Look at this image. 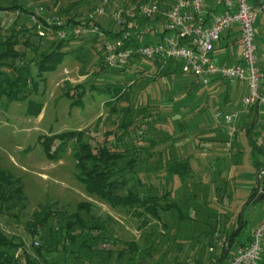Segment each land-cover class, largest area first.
Instances as JSON below:
<instances>
[{"label":"rangeland","instance_id":"rangeland-1","mask_svg":"<svg viewBox=\"0 0 264 264\" xmlns=\"http://www.w3.org/2000/svg\"><path fill=\"white\" fill-rule=\"evenodd\" d=\"M21 1L24 5L42 4L46 7L48 5L47 8L52 14L55 11L54 2L57 0ZM102 1L64 0L63 4L68 5L64 8L68 9L71 15L80 13L79 15L86 16L89 12V15L93 14ZM174 1L109 0V8L111 12L114 8H129L140 3L150 2L160 4L161 8L166 9ZM0 2L9 6L12 0H0ZM91 6H94V9H91ZM99 19L107 27L110 26L108 28H115L111 19ZM259 27H261L260 30H264V12L260 14L256 24L257 58L258 62L260 60L264 64V32H260ZM78 42L73 43L72 50L78 49ZM96 48V51L89 50V47L82 50L80 58L73 54L68 55L55 72L45 75V80L40 81L38 93L30 97L34 102L43 105L42 113L38 117H34L29 113V101L9 103L5 97H0V169L20 179L24 185L26 195L24 203L0 205V228L2 231L8 237L24 242L27 250L33 256H36L35 247H40L46 259L59 261L65 259L67 254L65 252L64 255L61 246L64 230L69 222L81 218L89 226L93 224L104 225V228H106L105 233L108 237L112 236L116 240L115 247L117 248L124 247L123 243L125 242L126 244L136 242L142 249L147 245L146 238L149 244L158 241L159 251H165V256L157 252L153 253L152 257H143L138 253L141 258L139 264H156L162 260L163 264H187L189 262L197 264L196 260L204 259V255L209 249L207 243L203 244L202 241L199 246L195 241V238L205 228L203 223L210 220L206 219L208 218V212L204 214L202 211H205L206 208L210 209L212 206L218 208L216 204L218 198L225 205L220 206L221 209L210 212L211 217L218 213L222 216L220 230L214 238L219 237L220 242L224 243L221 236L226 225L229 226V223L235 221L233 220L234 212V216H241L245 221L239 240L248 239L259 220L264 219V202L245 206L252 188L250 184H254L255 179L248 171L247 160L251 158L252 147L247 135H245L246 138L243 137L245 138L243 143H246L242 145L245 149L241 152L243 164L239 166L240 169L238 170L240 171L239 181H230L228 184H223V181L219 178L218 182L215 181L213 184L215 189H196L194 184L196 182L194 181L196 178L195 171L192 175L190 173L191 176L189 175L186 180L168 179L167 186L164 185L163 181V187L172 190L173 195L170 199L180 204L185 203L184 205L187 206V210L191 214L189 216H193L192 222H174L173 220L169 230L164 228L162 222L153 219L151 216L140 218L124 208H112L96 196L89 195L83 184L77 179L76 162L73 156L74 142L69 144V147L61 154L58 161H50L46 158L39 143L40 137L67 131H79L87 127L94 128L98 119H105L109 116L110 108L106 103L110 100V97L106 95L96 92L88 94L84 98V107L73 109L70 107V101L65 98V93L70 88L72 89L84 82H88L89 86L92 84L101 86V84L110 82L109 79L105 78L106 76L95 77L100 66V55L103 53L99 45ZM33 57L34 53L29 49L27 60ZM145 66L151 67V64ZM143 75L145 78L147 77L146 80L142 79L141 83L138 82L128 100L124 98L123 104L119 107V113L111 116V124L107 126L102 124V130L104 131L106 129H116L115 124L126 122L128 118L138 120L139 129L132 126L130 134L128 133L123 137V143L129 150L134 147V144L139 146L137 150H141L138 168L136 169L138 173L128 175L131 178V184H134L140 176L146 179L144 175L147 174V171L161 169L172 158L176 159L180 156L185 158L186 152L193 159L198 158L196 152L199 150H204V153L207 154L213 151L225 152L224 149L227 150L224 141L226 138L212 137V139L209 133L204 131V129L208 130L211 127L204 119L200 120L202 117L200 115L201 111H198L203 106L197 98L203 85L195 81L194 77L181 74L178 68L169 74L166 69L152 66ZM128 108H130L129 111H127ZM240 136L242 137V135ZM251 137L254 140L253 135ZM97 140L102 142L104 136H98ZM148 140H152L155 145L152 146L148 143ZM110 141L114 142L115 140L111 138ZM228 153L226 151L223 154L225 158H227ZM202 158L200 155V159ZM212 164L213 161H210L209 155L203 164H199V169L201 168L208 175L213 170ZM150 168L152 169L150 170ZM184 181H186V185H184ZM150 182L156 184L159 183V180L153 178ZM234 183H237L236 188ZM218 187H221L222 190L220 191V197L216 198ZM158 188L161 190V187ZM142 190L144 191L145 188ZM164 192L162 191V193ZM192 193H198V195H194L196 197L193 199ZM81 205H90L91 209L80 207ZM41 208L52 212L53 216L48 226L39 228L37 235L33 236L28 231L27 225L33 222V213L36 211L41 212L43 210ZM230 208H232V212H229ZM197 210L204 215L198 217ZM231 220L232 222H230ZM145 222L147 223L146 226H144ZM235 222L233 223L234 227ZM170 231L174 234L171 239L172 242L168 240V237L165 239L160 237V234L168 236ZM67 246V250H70V252H77V248H73L69 244ZM103 248L105 247L103 246ZM211 248H215L214 245ZM220 249L221 247L217 251H220ZM217 251L213 254H216ZM67 256L70 260L77 258L76 254H67ZM125 258L127 259V257ZM126 259L123 264L127 262ZM96 260L99 262H96ZM96 260L93 264L104 263L103 260L98 258ZM113 260L110 264L116 263L114 256ZM206 262L202 264H210Z\"/></svg>","mask_w":264,"mask_h":264},{"label":"trees","instance_id":"trees-1","mask_svg":"<svg viewBox=\"0 0 264 264\" xmlns=\"http://www.w3.org/2000/svg\"><path fill=\"white\" fill-rule=\"evenodd\" d=\"M63 1L57 0L54 2L55 11L52 14L47 8L48 5L47 7L42 4H36L34 6L24 5L21 0H12L11 4L7 6L0 2V11L20 12V16L16 17L12 24L0 18V97H5L9 103L29 101V113L34 117H38L42 113L43 105L34 102L30 97L38 93L40 81L43 82L45 80V75L55 72L70 54L80 58L82 50L88 49L89 47V50L96 51L97 45L101 47L103 52V43L97 36L72 37L65 40H58L55 39V28L53 27L50 29L45 27L47 29H45V36H41L38 33L39 23L30 20V15L36 6H44L48 15L60 17L66 23V26L78 25L82 19L89 16L90 12L86 16H81L79 15L80 13L71 15L68 9L66 10L64 8V6L68 5L63 4ZM91 9H94V6H91ZM41 22L46 23L44 19ZM94 22L106 33L112 36L115 35V33L113 34L108 29L110 26L107 27L100 19H96ZM74 42H78L77 45L79 44V47L78 49L72 50L71 47ZM29 49L34 53V57L27 60V52ZM99 61L100 66L95 77L101 75L106 76L105 78L109 79L108 81L110 82L101 84V86H96L95 84L89 86L88 82H84L72 89L70 88L65 93V98L70 101V107L73 109L83 108L85 105L84 98L88 94L96 92L101 95H106L110 97V100L106 103L110 108L109 116L105 119H98L94 128L87 127L79 131H67L40 137L39 143L46 158L50 161H58L61 158V154L69 147V144L74 142L73 156L76 162L77 179L83 184L89 195L96 196L112 208H124L129 213L140 218L151 216L153 219L162 222V225L167 230H169L173 220L174 222H192L193 216H189L190 212L187 210V206L184 205L185 203L180 204L172 201L170 199L173 195L172 190L165 188L170 178L187 179L192 171L190 159L182 158L181 156L176 159L172 158L161 169L150 168V170L152 169L151 172L147 171L144 177L149 182H146V179L140 176L134 184H131V178L128 175L131 176L132 174L138 173L136 169L138 168L141 150H137L139 146H135V144L129 150L123 143V137L128 133L130 134V128L132 126H136V129H139L140 125L138 120L128 118L126 122L115 124L116 129L102 130V124L106 126L111 124V116L119 113V107L123 104L124 98L126 100L129 99L138 82L141 83L143 81L142 79L146 80L147 77L145 78L143 74L148 72L152 66L166 69V72L169 74L178 68L180 73L183 74L180 69V64L172 60L163 63L146 61L140 56H135L126 66L110 68L105 63L104 52L100 55ZM147 64H151V67L145 66ZM129 110L130 108L127 109V111ZM104 120L105 122H103ZM101 135L104 136L102 142L97 140V137ZM251 136L250 134L248 137L252 147L251 159L252 164L258 171V183L247 202H245L246 207L255 205L253 201L258 195L259 189L261 187L264 188V164L258 158L260 153L262 154L264 151L255 143ZM111 138L115 141L111 142ZM148 143L152 146L155 145L152 140H148ZM153 178L159 180V183L154 184L150 182ZM163 179L165 183L164 187L162 184ZM184 184H186V181H184ZM158 187H161V190L165 192L162 193ZM143 188H145L144 191L142 190ZM206 189L208 190L207 187L203 190ZM221 190V187H218L216 190L218 192L216 193V198L220 197ZM194 195L197 196L198 193L192 195L193 199L196 197ZM25 201L26 195L22 181L0 169V205L20 204ZM216 204L218 208L209 206L211 207L210 209L206 208L204 209L205 211H202L204 214L208 212V218L206 219L210 220L203 223L205 228L195 238V241L199 246L202 241L203 244L207 243L210 250H207L208 253L206 252L204 259L196 260L197 264L206 262L205 259H208L207 261L210 263L223 264L229 258L235 246L246 245L240 243L239 240L240 233L245 226V221L241 216H234V212L233 220L236 222L233 221V223H236L235 227L233 223H229V226L226 225L224 233L221 236L224 239V243L220 242L219 237H215L217 238L215 240L214 236L220 230L222 216L218 213L214 217H211L210 212L215 209H221L220 206L225 205V203L217 198ZM80 207H88V209H91L90 205H81ZM196 214L198 217L204 215L199 210H197ZM52 216V212H48L46 209H43L41 212H34L33 222L27 225L28 231L33 236H36L39 228L48 226ZM230 217L232 216L230 215ZM146 225L147 223L145 222L144 226ZM86 229L87 231H85ZM105 231L106 228H104V225L93 224L89 226L81 218H77L74 222H69L63 232L61 246L64 250V255L65 252L68 255L76 254L77 258L70 260L66 254L63 260L50 261L43 256L40 247H35L36 256H33L27 250L24 242L16 238L8 237L0 228V264H93L96 258L103 260V264H110L111 261H114L113 256L116 259L115 264H123L126 259L125 257H127L125 264H139L141 258L138 253L143 257H152L153 253L157 252L164 255L165 251H159L158 241L149 244L147 238V245L142 249H140L136 242L127 244L125 242L123 243L124 247L117 248L115 247L117 244L116 240L112 236L108 237ZM160 237L164 239L168 237V240L171 241L174 234L170 231L168 236L160 234ZM251 238H249L250 241ZM67 243L71 247L77 248V252L67 250ZM212 245L215 248H211ZM219 247H221L220 251L213 254ZM162 261L156 264H161ZM96 262L99 261L96 260Z\"/></svg>","mask_w":264,"mask_h":264},{"label":"built area","instance_id":"built-area-1","mask_svg":"<svg viewBox=\"0 0 264 264\" xmlns=\"http://www.w3.org/2000/svg\"><path fill=\"white\" fill-rule=\"evenodd\" d=\"M109 3L103 0L93 14L74 26H66L60 17L48 15L44 6H36L30 20L39 23L41 36L51 27L55 28L58 40L97 36L103 43L104 60L110 68L126 66L135 56L159 63L172 60L180 64L183 74L194 77L203 86H209L216 78L245 82L248 86V94L243 99L245 107L263 101L264 73L258 65L256 46L259 10L249 0H175L167 9L144 2L129 8H114L111 12ZM18 16V11H0V18L9 24ZM99 18L111 19L115 28L108 29L115 35L95 24L94 20ZM234 26L241 31L238 44L242 63L215 64L211 57L215 45ZM216 118L227 124L225 148L230 150L239 131L235 124L238 115L217 112ZM263 241L264 221L253 232L251 241L237 248L230 264H260Z\"/></svg>","mask_w":264,"mask_h":264},{"label":"crops","instance_id":"crops-1","mask_svg":"<svg viewBox=\"0 0 264 264\" xmlns=\"http://www.w3.org/2000/svg\"><path fill=\"white\" fill-rule=\"evenodd\" d=\"M249 1L254 8L259 10V16H260V14L264 12V0H249ZM259 16H258V20H259ZM260 29L261 27L258 28L260 32H264V30L262 31ZM256 33H257V29H256ZM240 35H241V31L238 26H234L233 28L224 32L221 40L215 45V48L211 54L212 60L215 64L237 65L242 63L241 49L238 44ZM258 65L262 70V72L264 73V64L262 63V61L259 60ZM194 80L197 81L195 78ZM245 87L246 89L244 90ZM199 93H200L199 97L197 98H199V100L203 104V106H201V109L198 110L201 111L200 115L203 117V118L201 117L200 120L204 119L208 123V126L211 127L208 130L204 129L206 133H209V136L211 138L212 137L214 138L217 137L218 139L227 138L226 135L227 124L224 122V120L222 119L219 120L216 118L217 112H222V113L236 112L238 115L235 124L238 127L239 131L234 141V144L230 150L224 149L225 152L213 151L212 153L209 152V154L204 153L205 152L204 150L202 151L199 150L198 152H196V156L198 158L195 157L193 159L192 156L189 157V154H187L188 152L185 153L186 155L185 158L190 159V164L192 169L191 175L192 173H194V171L196 174L195 175L196 178L194 179V181H196L194 182V184L196 185V189L198 188L204 189L206 187L208 189L211 188L215 189L213 185L214 181L218 182L219 178L221 181H223V184H228V182L230 181H234V182L239 181L240 171L238 170L240 169L239 166L243 164L242 163L243 161L241 159V152L244 151L245 149L242 146L246 143V142L243 143L246 138L245 135H247V138L249 137L250 134L253 135L255 143H257L264 151V80L262 82V87H261V94L263 96V101L250 107H245L243 105V99L248 94V86L245 82H239V81L228 82L223 79L216 78L209 86H201ZM239 134L242 135V137ZM224 141H226V139ZM226 151L229 152L227 158H225L223 155L226 153ZM200 155L203 157L202 159H200ZM209 155H210V161L211 162L213 161L212 164L213 170L210 174L207 175L206 172H204L201 168L199 169L200 167L199 164L201 163L203 164L207 156ZM258 158L259 161H261L264 164V153L262 154L260 153ZM247 163L249 165L248 167L249 173H251V176L255 178L254 184H250L252 188L248 195L249 198L252 194L253 189L256 187L258 183V171L256 170L255 166L252 164L251 158L247 160ZM234 184L236 188L237 183ZM261 191H264L263 187L259 189V192ZM231 209L232 208H230V211ZM263 221L264 219L262 218L259 220V223L255 226L253 232ZM253 232L248 237V239L244 241H240V243L248 244L250 242L249 238L252 237ZM238 247L240 246L238 245L234 247L233 251H231L230 253L231 255H229L230 259L228 258L227 260H225L223 264H230L231 259L233 258ZM205 260L207 261L208 259ZM210 264H214V263H210ZM260 264H264V250L262 253Z\"/></svg>","mask_w":264,"mask_h":264},{"label":"water","instance_id":"water-1","mask_svg":"<svg viewBox=\"0 0 264 264\" xmlns=\"http://www.w3.org/2000/svg\"><path fill=\"white\" fill-rule=\"evenodd\" d=\"M264 201V191L258 193L257 197L253 201L254 204H258Z\"/></svg>","mask_w":264,"mask_h":264}]
</instances>
